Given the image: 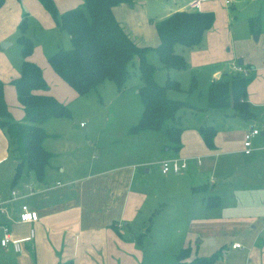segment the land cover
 Listing matches in <instances>:
<instances>
[{
  "label": "crops",
  "instance_id": "1",
  "mask_svg": "<svg viewBox=\"0 0 264 264\" xmlns=\"http://www.w3.org/2000/svg\"><path fill=\"white\" fill-rule=\"evenodd\" d=\"M194 1L196 0H174V7L168 8L164 15H155V18L187 9ZM200 1L201 10L215 13L214 24L205 32L204 42L202 40L197 47L181 50V53L187 58V52H190L192 63L198 60L197 64L202 66L218 65L209 77L210 83L219 78L230 79L238 73V65L248 67L253 79L247 87V100L254 116L245 118L232 110L213 109L209 107V101L205 107L186 101L192 107L185 108L184 114L188 111L189 115H203L202 123L189 131L183 127L182 148L179 151L169 149L167 143H164L170 157L189 159L188 167L185 168L188 170L189 185L187 188L185 186L168 190L171 196L166 199L164 195L160 199L157 192L153 194L152 190V193L147 191L150 186L144 180L149 179L141 177L138 172L139 163L132 162L125 149L86 158L83 148L78 144L69 143L60 136L51 138L50 135L54 133L47 129L50 119L43 124L47 132L43 145L51 153L43 178L38 179L33 172L24 168L14 179L18 164L17 151L10 145L6 131L0 127V206L4 208L0 213V225H7L13 238L29 237L22 242L19 251L12 245H0V264H57L68 260L73 264H164L149 256L146 252L148 244L142 238L149 234L148 230L145 231V220L160 212L157 209L159 204L166 203L173 197L183 200L179 206L192 214L193 208L199 206L204 209L221 207L233 211V214H228V220L222 216L219 222L242 226L237 229L241 232L243 241H234L241 243V247H235L234 243L233 246L244 252H231V255H238L232 262L220 255L215 264H264V45L255 47L251 38L236 39L233 36V24L228 22L237 16L232 15L229 10L233 0ZM256 1H259L260 8L257 13L248 16V24L250 17L264 12V0ZM24 8L51 23L49 12L39 0H24L23 3L4 0L0 6V42L4 47L13 44L14 41L9 36L15 30ZM71 8L75 6L65 7L64 11ZM113 11L116 13L115 6ZM12 19L16 20L13 26L10 24ZM224 33L227 34L228 44H237L236 55L240 57L237 64L233 63L231 66L232 63H229L227 72L230 76H222L224 71H220L223 69L220 66L226 62L224 58L234 60L235 54L225 57L216 43V39ZM263 35L264 32L259 33L255 38L260 39ZM130 37L139 45L148 46ZM48 56H39L36 47L29 56L43 70L49 86L43 92L51 93L66 104L83 96L53 70ZM1 60L6 62L5 69H8L4 75L0 72L6 102L14 118L22 120L24 109L18 100L16 88L11 83L12 78L20 74L19 63L10 61L6 50L0 49ZM22 62L21 54L20 65ZM137 91L139 93V88ZM214 111L220 114L217 124L213 123ZM182 115L180 112L181 123ZM203 125H213L216 128L214 148L205 144L199 132ZM250 128H257L260 133L253 137L252 151L246 153L244 135ZM141 132L161 133L154 130L138 133ZM150 135V139H153V134ZM112 138L109 140H117L116 137ZM156 141L155 153H158L160 145ZM97 149L100 151V146ZM198 158L200 162L197 161ZM147 171L150 172L151 169ZM210 172L211 175H208ZM205 183L209 184L206 191L194 190L193 186ZM13 191L16 193L13 194ZM209 195L218 198L215 206H207ZM23 204H28L37 211V220H20ZM197 222L201 225L205 223V219L201 217ZM32 229L34 233L30 237ZM3 234L4 231L0 228V236ZM211 253L213 252L201 255ZM197 254L191 252L192 257Z\"/></svg>",
  "mask_w": 264,
  "mask_h": 264
},
{
  "label": "rangeland",
  "instance_id": "2",
  "mask_svg": "<svg viewBox=\"0 0 264 264\" xmlns=\"http://www.w3.org/2000/svg\"><path fill=\"white\" fill-rule=\"evenodd\" d=\"M18 1L23 3L24 0ZM83 1L54 0L58 15L55 17L49 13L51 23H48L38 14H31L27 8L23 9L18 23L15 19H12L10 24L12 26L15 22L17 24L15 30L9 36L14 42L9 47H4L3 43L0 42V49L6 50L10 61L19 63V73L21 69L19 39L22 31L31 38L39 56L42 55L46 58L48 54H52L59 48L68 49L72 46L70 35L59 26L57 19L64 12L65 7L81 6L84 5ZM174 5V0H126L115 5V16L130 36L150 47H154L160 40L152 18L157 14L164 15L165 11L170 7H174ZM258 8H260V3L256 0H233V3L229 6L231 14L237 15L233 17L234 20L228 21L233 24V36L236 39L251 38L255 47L264 45V35L260 39L255 38L257 34L251 31L248 16L257 13ZM258 15L262 16L259 33H263L264 12H260ZM23 19H25L24 30L20 26ZM226 36V33L221 34L216 39V43L218 47H221V52L225 57L233 53L235 58L234 60L224 58L226 62L220 66L225 69L220 70L224 71L222 76H230V73L227 72L230 68L229 63H232L231 66H233V63L237 64L240 59L236 55L237 44H228ZM181 48L179 46L178 50ZM190 56L191 53L187 52L186 68L176 69L165 67L155 49H150L147 53L148 61L156 66L154 78L160 85L165 86L168 79L179 82V88H166L169 98L188 101L205 107L208 104L209 77L218 65L211 66L207 64L202 66V64H197L198 60L192 63ZM193 58L197 59L196 57ZM5 68L6 62L1 60L0 72L3 75L8 71ZM128 69L129 76L123 88H120L113 79H106L87 94L68 102L67 105L72 112L71 116L51 118L47 129L54 133V135H50L51 138L60 136L69 143L78 144L83 148L85 157L89 159L92 155L100 156L125 149L129 153L132 162L139 163L138 172L141 177L149 179L144 180L150 186L147 191L151 192L152 190L153 194L157 192L156 194L160 199L162 195L166 199L171 196V192L168 193V190L185 186L187 188L189 185L188 170L184 169L177 173L173 171L164 173L162 171L161 160L170 157L165 150L164 143H167V146L169 144V139L165 133H132L130 131L131 127L138 123L144 104L137 91L142 85L137 58L129 63ZM180 112L183 113L182 126L187 131L202 123L203 115H189L188 111L187 114H184V109ZM213 113L215 119L213 123L217 124L218 115L220 114L215 113V111ZM81 122H83V125H81ZM150 134H153V139H150ZM111 137H116L117 140L110 141L109 138L111 139ZM156 140H158V146L160 145L158 153H155ZM153 145L154 148L152 149ZM98 146L101 148L100 151L97 149ZM147 169H151V171L148 172ZM208 175H211V172ZM204 185L209 188V184L205 183ZM182 203L183 200L173 197L166 203L159 204L157 209L160 212L145 220V231L148 230L149 234L144 235L142 239H145L148 244L146 252L155 261L158 263L164 262V264H176V255L184 246H189L191 251L197 252L198 255L220 249L221 255L225 259L229 258L230 261L238 258V255H231V252L234 254L235 252H244L233 246L235 240L243 241V236L237 229L242 226L219 222L222 216H225V220H228V214H233V211L227 208L221 209V207L204 209L199 206L193 208L192 214L191 211L187 212V210L182 209V206H179ZM201 217L205 219V223L200 225L197 220ZM153 244L154 248H152ZM153 252L155 253L153 254Z\"/></svg>",
  "mask_w": 264,
  "mask_h": 264
},
{
  "label": "trees",
  "instance_id": "3",
  "mask_svg": "<svg viewBox=\"0 0 264 264\" xmlns=\"http://www.w3.org/2000/svg\"><path fill=\"white\" fill-rule=\"evenodd\" d=\"M39 1L53 16L58 15L54 0ZM121 1L126 0H84V5L62 12L57 21L69 33L72 46L68 49L59 48L48 56V61L53 70L79 95H85L108 78L123 88L129 76L128 65L137 58L142 79L139 94L144 108L138 123L130 131L164 132L169 139V149L177 152L182 148L180 111L192 106L167 96L166 88H179V82L168 79L165 86L160 85L154 78L156 66L148 61L147 53L155 49L161 63L167 68H186L187 59L180 50L201 44L205 32L214 24L215 13L189 7L176 10L163 18L153 17L160 42L150 47L135 42L117 20L113 8ZM3 2L0 0V6ZM260 19L259 15L249 18L250 28L256 34L260 32ZM20 26L24 30L25 19ZM19 40L23 62L20 74L12 78L11 83L23 106L24 117L22 120L14 118L5 99L4 82L0 78V127L6 131L10 145L17 151L18 164L14 179L24 168L42 179L51 158V153L43 145L47 136L43 124L53 117H69L72 112L66 103L51 93L43 92L49 88L43 70L29 59L34 43L24 31ZM179 46L182 47L180 50ZM252 79L253 74L250 72L248 75L236 73L228 80H213L208 89L209 107L232 110L242 117L252 118L254 114L247 100V87ZM199 132L205 144L214 148L216 128L203 125ZM193 188L195 191L208 189L204 184ZM217 199L215 195H209L207 206H215ZM191 252L190 247H183L176 255V264H215L221 255L220 250L193 257ZM57 264L73 262L68 260Z\"/></svg>",
  "mask_w": 264,
  "mask_h": 264
},
{
  "label": "built area",
  "instance_id": "4",
  "mask_svg": "<svg viewBox=\"0 0 264 264\" xmlns=\"http://www.w3.org/2000/svg\"><path fill=\"white\" fill-rule=\"evenodd\" d=\"M191 7L196 9V10H201V1L196 0L193 3H191ZM263 58H264V46H263ZM237 72L248 75L250 73V69L248 67L238 65L236 67ZM260 133L259 129L257 128H250L245 132L244 135V151L246 153H250L252 151V140L255 135H258ZM198 162H200V159H197ZM162 163V171L164 173H167L169 171L173 172H179L184 170L185 168L188 167L189 164V159L186 157H179V156H172L166 159H163L161 161ZM16 191H13V194H15ZM4 211V208L0 206V213ZM38 219V213L37 211L33 210L30 208L28 204H23L22 209L20 212V220L24 222H31L35 221ZM0 228L3 229L4 234L0 236V245L1 246H8L12 245V247L16 250L19 251L21 250V244L25 239L27 238H13L10 234V228L7 225H0ZM33 229L31 230V236H33ZM235 247H241V243L235 242L234 243Z\"/></svg>",
  "mask_w": 264,
  "mask_h": 264
},
{
  "label": "water",
  "instance_id": "5",
  "mask_svg": "<svg viewBox=\"0 0 264 264\" xmlns=\"http://www.w3.org/2000/svg\"><path fill=\"white\" fill-rule=\"evenodd\" d=\"M242 61V60H241Z\"/></svg>",
  "mask_w": 264,
  "mask_h": 264
}]
</instances>
